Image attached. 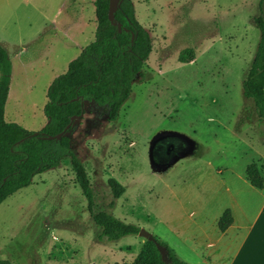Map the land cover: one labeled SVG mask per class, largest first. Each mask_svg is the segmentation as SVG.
Instances as JSON below:
<instances>
[{
    "label": "rangeland",
    "instance_id": "rangeland-1",
    "mask_svg": "<svg viewBox=\"0 0 264 264\" xmlns=\"http://www.w3.org/2000/svg\"><path fill=\"white\" fill-rule=\"evenodd\" d=\"M131 1L152 42L141 75L115 122L86 102L67 134L86 169L93 211H108L153 235L158 220L189 218V203L218 209L224 181L256 208L261 197L248 191L245 171L256 164L264 179V124L243 96L242 82L259 41L254 19H264V0ZM94 3L0 0V45L11 62L6 122L35 133L47 123L48 86L94 41ZM185 48L194 50V60L182 64L178 55ZM161 133L170 136L156 144V154L165 143H186L175 134L192 143L164 174L149 162L150 141ZM110 178L125 192L109 210ZM167 186H177L181 203ZM99 234L68 157L0 205V259L11 264H124L144 241L108 242Z\"/></svg>",
    "mask_w": 264,
    "mask_h": 264
},
{
    "label": "trees",
    "instance_id": "trees-1",
    "mask_svg": "<svg viewBox=\"0 0 264 264\" xmlns=\"http://www.w3.org/2000/svg\"><path fill=\"white\" fill-rule=\"evenodd\" d=\"M94 8V41L83 48L79 56L68 64L66 72L48 86L47 101L43 107L47 124L36 133L5 121L11 62L0 45V205L17 191L30 186L36 175L57 168L61 159L68 157L75 183L87 200L90 218L100 229L99 240L116 242L126 236H137L139 228L124 223L108 211L95 213L93 190L86 169L71 149L69 137L63 136L59 140L44 138L63 132L72 117L83 116L85 101L103 107L106 121L115 122L121 107L131 95L133 82L141 75L143 64L151 54L150 35L137 22L131 0H120L114 16L115 24L108 18V0H95ZM254 23L259 30V41L242 82V90L243 96L253 101L257 117L264 124V19L257 17ZM118 25H121V32H118ZM193 60L192 48H185L178 55L179 63H191ZM71 130L72 126L66 133ZM245 174L252 187L258 190L264 188V179L256 164L247 166ZM107 184L113 197L108 204L110 210L124 194L125 188L112 178ZM231 223L230 212L226 210L219 218V231L225 232ZM153 237L167 248L170 264H188L157 236ZM0 264L11 263L0 259ZM131 264L164 263L154 243L144 240Z\"/></svg>",
    "mask_w": 264,
    "mask_h": 264
},
{
    "label": "crops",
    "instance_id": "crops-1",
    "mask_svg": "<svg viewBox=\"0 0 264 264\" xmlns=\"http://www.w3.org/2000/svg\"><path fill=\"white\" fill-rule=\"evenodd\" d=\"M245 184L249 192H256L261 197L256 208H251L250 200L242 201L224 181L218 209L211 213L208 203L200 206L189 203L190 219L178 215L170 222L158 220L153 235L188 264H264V188L258 190L247 180ZM176 187L167 186L166 189L176 203H181ZM226 210L230 212L232 223L225 232H220L218 221ZM137 243L135 256L124 264L133 262L144 241ZM91 263L98 264L97 260H91Z\"/></svg>",
    "mask_w": 264,
    "mask_h": 264
},
{
    "label": "water",
    "instance_id": "water-1",
    "mask_svg": "<svg viewBox=\"0 0 264 264\" xmlns=\"http://www.w3.org/2000/svg\"><path fill=\"white\" fill-rule=\"evenodd\" d=\"M120 3V0H108V18L109 21L112 24H115L114 22V16L115 13L118 9V5ZM118 32H121V25H118ZM81 116H77V117H72L70 120V123L66 126V129L59 133L56 136H49V137H44L47 140H59L61 139L63 136H67L68 133H66V131L72 126L73 122L75 120H79ZM169 133H161L156 135L151 141H150V149H149V162H150V166L152 168V170L156 173H162L165 172L174 162H176L178 159H180V157H177L175 159H173L172 161H170L167 165H159L158 163L155 162L154 160V149L155 146L158 142L164 140L165 138L169 137ZM174 137L181 139L183 141H185L187 143V145L189 146V148H191V141H189L186 137L181 136V135H177L175 134ZM138 237L144 239L145 241L148 242H153L154 245L156 246L159 255L161 257V260L164 264H170V259H169V254H168V250L166 247H164L163 245H161L160 243H158L153 235L149 232H147L144 229H139V232L137 234Z\"/></svg>",
    "mask_w": 264,
    "mask_h": 264
},
{
    "label": "flooded vegetation",
    "instance_id": "flooded-vegetation-1",
    "mask_svg": "<svg viewBox=\"0 0 264 264\" xmlns=\"http://www.w3.org/2000/svg\"><path fill=\"white\" fill-rule=\"evenodd\" d=\"M86 102L87 101L83 102V108H84V104ZM89 103H92V102H89ZM98 107H100V106H98ZM101 108H103V107H101ZM84 114H85V110H84ZM83 116H81L80 118H82ZM159 147L160 148H159L157 154L154 152V156H155V159L158 162L164 163V164H167L168 162L172 161L173 159H175L177 157H181L183 155H186L190 151L189 146H187V144L183 143V142L181 144H175L173 146L168 144V143H165V145H162V146H159ZM156 157L159 158V159H157Z\"/></svg>",
    "mask_w": 264,
    "mask_h": 264
}]
</instances>
